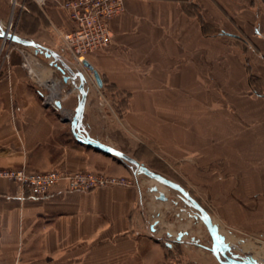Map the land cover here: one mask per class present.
Wrapping results in <instances>:
<instances>
[{"label": "crops", "instance_id": "crops-1", "mask_svg": "<svg viewBox=\"0 0 264 264\" xmlns=\"http://www.w3.org/2000/svg\"><path fill=\"white\" fill-rule=\"evenodd\" d=\"M0 24L83 73L89 131L121 122L134 131L124 153L138 162L139 150H155L182 173H223L206 180L222 221L264 237V0H126L110 47L86 57L102 87L61 49L74 26L55 3L0 0ZM11 41L0 38V170L133 177L74 136L64 120L80 94L53 59ZM167 209L140 185L81 193L60 184L37 198L0 179V264H214L192 247L169 260L147 227L161 212L166 231Z\"/></svg>", "mask_w": 264, "mask_h": 264}, {"label": "rangeland", "instance_id": "rangeland-1", "mask_svg": "<svg viewBox=\"0 0 264 264\" xmlns=\"http://www.w3.org/2000/svg\"><path fill=\"white\" fill-rule=\"evenodd\" d=\"M33 49V47L31 46ZM34 50V49H33ZM82 70L91 73L85 66L80 67ZM88 86V84H86ZM78 91V90H77ZM124 110H119L118 115L122 118ZM90 126V125H89ZM88 127L83 126V130L80 135H89L92 132L93 135H97L102 140L90 139L99 141L107 146H111L124 152L125 142L132 138L134 131L130 127L118 123V126L113 132L108 130L107 127ZM99 130V131H98ZM85 132V133H84ZM158 151H146L139 150V162L153 174L161 176L166 181L182 187L187 194L197 202L210 216L212 223L214 224L217 236L222 237L224 240L225 248H219L215 245V239H213L211 229L209 228L208 221L199 212V210L193 205V203L186 197L181 191L177 190L173 186L164 183L160 180L149 177L134 168H129L130 173L135 177L136 185H140L142 192L146 198H151L154 202H162L168 206L166 222L169 220V228L161 232L162 221L165 213H152L148 218V232L153 238L160 240L168 252L169 260L177 258L176 252L183 248L192 247L200 254L209 257L214 264H237L243 262H249L254 259L259 264H264L263 260H258L256 254L260 251H264V237H260L255 231H242L228 226L223 219L224 210L220 201L216 200L212 191L207 190L206 180L212 179L217 182H221V178L224 176L221 174H191L182 173L178 169L175 161H167L159 156ZM160 188L165 196L162 200L159 197L158 191H154L155 188ZM157 188V189H158ZM223 189L216 191L217 194H221ZM217 221V222H215ZM153 232L151 233V229ZM221 231H225L234 240L231 243L226 242L225 236ZM218 241V239H217ZM254 246V247H253ZM262 249V250H261ZM232 261L231 262H229Z\"/></svg>", "mask_w": 264, "mask_h": 264}, {"label": "built area", "instance_id": "built-area-1", "mask_svg": "<svg viewBox=\"0 0 264 264\" xmlns=\"http://www.w3.org/2000/svg\"><path fill=\"white\" fill-rule=\"evenodd\" d=\"M40 5L47 2L55 3L64 12L67 19L73 24L74 29L62 36L61 48L68 53L79 65L84 66L89 54L104 51L112 43L111 22L125 10L126 0H34ZM12 26L4 28L0 24V34L3 43L9 39L8 33ZM8 33V34H7ZM13 42V41H11ZM34 54H42L39 49L33 48ZM3 49L1 48V52ZM24 65L27 66L25 50ZM47 100V99H46ZM48 101V100H47ZM58 101H55L57 103ZM54 103V104H55ZM0 179L15 182L27 190L32 196L42 198L48 196L52 189L60 184L69 192L88 193L108 187L135 186V177H113L104 173L89 171L69 172L66 170H54L50 172H31L25 168L0 170ZM151 233L154 230L150 228Z\"/></svg>", "mask_w": 264, "mask_h": 264}, {"label": "water", "instance_id": "water-1", "mask_svg": "<svg viewBox=\"0 0 264 264\" xmlns=\"http://www.w3.org/2000/svg\"><path fill=\"white\" fill-rule=\"evenodd\" d=\"M2 37H3V35L0 34V38H2ZM7 39L12 40L13 42L22 44V45L27 46V47L32 46L33 48L39 49V51L41 53H43V55L45 57L53 59L52 63H54L55 66H57L58 70L63 75L64 82H71L73 84V86L78 90V92L80 94L79 103L77 105V108L75 109L74 116H73L71 121L68 119H65L64 121L66 123L71 124V130H72L74 136L80 142L85 143L86 145L93 147L94 149H96L102 153L113 156L114 158L118 159L120 162L127 164L130 168H132V169L134 168L135 170H137L143 174H146L151 178H154V179L160 180L164 183H167V184L173 186L174 188H176L177 190L181 191L186 197H188V199L193 203V205L199 210V212L208 221L209 228L211 229V233H212L213 239H215V245L217 246V248H219V245H221L222 249L225 248L224 240L222 237L219 238L217 236L214 224L212 223V220H211L209 214L197 202H195L189 196V194H187V192H185V190L182 187H180L178 185H174L173 183L163 179L161 176L153 174L149 169H147L145 166L140 164L137 160L126 155L124 152L117 150L114 147L107 146V145H105L99 141H95V140L90 139V137L88 135H86L85 132H84L85 136L80 135V132L83 130V113H84V107H85L86 100H87V92L85 89L87 81H86L82 72H75V71L71 70L67 66V64L63 61L62 57L58 53H56L50 49H47L45 47H42L39 44H36L34 42L24 41V40L20 39L19 37L12 36V35L7 36ZM57 63H59L60 65H58ZM83 65L86 68H88V70L93 74L94 80L97 83V85L99 87H102L103 83H102L101 77H100L99 73L93 68V66L87 61H85L83 63ZM66 72H68L69 75H66ZM77 80H79V83H77ZM56 105L58 108H61V104L59 101L56 103ZM154 191H158V189L155 188ZM159 197H160V199L164 200L165 199L164 193L159 192ZM217 239H218V241H217ZM229 262L232 263V261H230V260H229ZM233 264H235V263H233ZM237 264H259V263H257L254 259H252L249 262H243V263H237Z\"/></svg>", "mask_w": 264, "mask_h": 264}, {"label": "bare ground", "instance_id": "bare-ground-1", "mask_svg": "<svg viewBox=\"0 0 264 264\" xmlns=\"http://www.w3.org/2000/svg\"><path fill=\"white\" fill-rule=\"evenodd\" d=\"M39 79V78H38ZM158 188V187H157ZM159 192H163L160 188H158V193ZM216 222V221H215ZM221 233H223L224 234V236H225V241L226 242H228V243H231L234 239L229 235V234H227L225 231H221ZM254 247V246H253ZM262 250V249H261ZM256 258L258 259V260H263L264 259V251H260V252H258L257 254H256Z\"/></svg>", "mask_w": 264, "mask_h": 264}]
</instances>
